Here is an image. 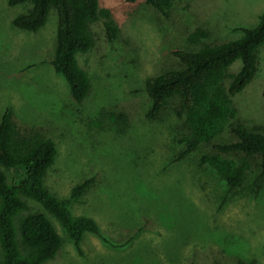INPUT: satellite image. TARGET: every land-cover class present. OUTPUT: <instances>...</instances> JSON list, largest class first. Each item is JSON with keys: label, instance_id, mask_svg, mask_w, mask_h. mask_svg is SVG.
Here are the masks:
<instances>
[{"label": "rangeland", "instance_id": "1", "mask_svg": "<svg viewBox=\"0 0 264 264\" xmlns=\"http://www.w3.org/2000/svg\"><path fill=\"white\" fill-rule=\"evenodd\" d=\"M8 1L0 0V122L10 110L21 132H41L54 141L57 156L45 185L55 197L67 199L75 185L94 179L71 212L94 219L109 241L85 234L78 254L59 222L28 199L31 211L45 214L63 240L46 264H264L259 159L235 190L201 167L199 156L172 163L183 130L179 106L171 101L149 120L145 91L147 79L181 67L173 52L199 48L190 44V34L204 30L209 45L237 40L240 29L257 24L264 0H176L167 17L143 2L99 0L120 36L109 43L103 20L92 26L96 45L77 56L91 81L82 103L50 64L56 12L37 33L23 32L12 21L30 5L11 7ZM241 66L235 62L230 74ZM233 103L241 121L264 131V49L254 79ZM112 113L124 114L126 125L109 120ZM233 140L229 128L200 155ZM14 171L6 172L11 181L21 178Z\"/></svg>", "mask_w": 264, "mask_h": 264}, {"label": "trees", "instance_id": "2", "mask_svg": "<svg viewBox=\"0 0 264 264\" xmlns=\"http://www.w3.org/2000/svg\"><path fill=\"white\" fill-rule=\"evenodd\" d=\"M175 1L128 0L143 2L165 17ZM8 4L30 5L27 12L12 21L23 32L37 33L45 26L50 11L56 12V42L50 64L67 83L72 99L82 103L90 93L91 81L77 56L94 48L96 38L91 28L101 20L108 42L119 38L120 31L112 22L109 10L100 9L99 0H9ZM240 32L242 36L237 40L209 45L203 43L208 33L197 29L189 35L190 44L199 46L197 50L173 52L181 67L145 82L150 99L146 113L149 120H156L171 101H176L180 109L183 130L172 163L199 156L200 166L212 170L229 190L243 186L256 158L264 173L263 128L241 121L233 103V98L252 82L257 72L258 51L264 49V12L254 27ZM237 61L241 62L240 70L230 74ZM107 116L126 125L127 118L122 113ZM229 128L233 141L200 155L203 146L213 145ZM56 156L57 147L51 138L41 132H21L12 120V112L4 113L0 122V264H46L61 251L63 240L53 223L45 214L32 212L28 199L59 222L78 254H83L85 234L96 235L109 244L94 219L74 217L71 212V204L80 202L94 179L75 185L67 199L55 197L45 185L46 173ZM14 170L20 171L21 178L15 176L11 181L6 172L15 173Z\"/></svg>", "mask_w": 264, "mask_h": 264}]
</instances>
